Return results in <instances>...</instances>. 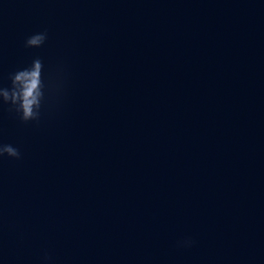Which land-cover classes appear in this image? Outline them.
Here are the masks:
<instances>
[{"label": "water", "instance_id": "water-1", "mask_svg": "<svg viewBox=\"0 0 264 264\" xmlns=\"http://www.w3.org/2000/svg\"><path fill=\"white\" fill-rule=\"evenodd\" d=\"M36 58L0 264H264V0H0V86Z\"/></svg>", "mask_w": 264, "mask_h": 264}, {"label": "clouds", "instance_id": "clouds-1", "mask_svg": "<svg viewBox=\"0 0 264 264\" xmlns=\"http://www.w3.org/2000/svg\"><path fill=\"white\" fill-rule=\"evenodd\" d=\"M47 39L46 32L34 33L25 40L26 48H39ZM43 63L39 58L32 61L29 67L14 72L10 76V86H0V102L9 104L10 110L15 111L22 122L38 121L40 109L44 100L42 90ZM19 159L20 151L11 144L0 143V158ZM190 246L193 241L186 239L181 242Z\"/></svg>", "mask_w": 264, "mask_h": 264}]
</instances>
